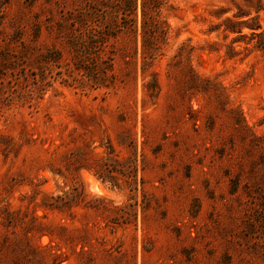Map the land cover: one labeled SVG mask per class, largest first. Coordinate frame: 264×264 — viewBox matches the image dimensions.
I'll use <instances>...</instances> for the list:
<instances>
[{
    "label": "rangeland",
    "instance_id": "374dc122",
    "mask_svg": "<svg viewBox=\"0 0 264 264\" xmlns=\"http://www.w3.org/2000/svg\"><path fill=\"white\" fill-rule=\"evenodd\" d=\"M0 264H264V0H0Z\"/></svg>",
    "mask_w": 264,
    "mask_h": 264
},
{
    "label": "trees",
    "instance_id": "16d2710c",
    "mask_svg": "<svg viewBox=\"0 0 264 264\" xmlns=\"http://www.w3.org/2000/svg\"><path fill=\"white\" fill-rule=\"evenodd\" d=\"M97 44V43H96ZM97 46H95L94 49H96ZM98 59V57H97ZM102 70H101V65L97 62L95 68H93V70L90 72L89 74L91 75V78H93L96 82L99 80V78L101 77Z\"/></svg>",
    "mask_w": 264,
    "mask_h": 264
}]
</instances>
